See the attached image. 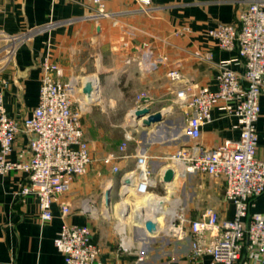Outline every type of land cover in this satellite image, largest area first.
Returning a JSON list of instances; mask_svg holds the SVG:
<instances>
[{
  "label": "crops",
  "instance_id": "crops-1",
  "mask_svg": "<svg viewBox=\"0 0 264 264\" xmlns=\"http://www.w3.org/2000/svg\"><path fill=\"white\" fill-rule=\"evenodd\" d=\"M148 1L104 0L111 16L97 19L92 0H0V79L7 81L4 106L11 118L22 122L37 107L42 66L47 61L63 69V81L84 76L81 79L95 85L92 99L82 96L87 103L85 112L90 115L82 120L93 163L53 203L50 221L41 223L36 197L21 195L29 182L26 173L0 175V264H64L55 240L65 223L90 226L102 249L101 260L107 264H190V240L178 242L166 237L167 219L159 223L147 217L159 223L158 234L152 236L144 223L132 216L138 209L133 197L135 183L125 191L124 177L136 170L140 155L147 157L158 182L145 199L165 198L167 209L182 208L189 219L200 218L208 209L217 211L221 218H234V204L225 198L224 178L191 173L184 178L176 176L167 184L159 177L168 168L165 158L193 143L183 134L186 121L177 103V89L216 90L222 65L243 73L244 64L237 52L220 49L208 31L219 24L236 23L248 0ZM15 36L27 38L8 59L5 48ZM147 52L152 53L153 61L161 56L167 61L156 70H146L141 63ZM172 69L183 74L181 83L167 78ZM260 107L257 157L264 160V94ZM143 108L163 113V120L142 126L145 118L136 119L135 111ZM96 111L104 118L94 117ZM117 113L127 114L130 121L125 131L133 134L122 154L119 147L124 137L115 150L107 149L114 127L123 126L109 118ZM239 136L238 119L217 107L212 111V122L202 127L198 144L211 149ZM31 137L24 131L17 134L11 161L29 158ZM112 153L119 158L108 164L105 159ZM110 188L111 209L106 211L105 194ZM87 202L96 212L86 211ZM64 205L70 208L66 217L62 216ZM252 212L264 214V195L255 200ZM122 241L130 250H123ZM211 263V257L206 256L204 264Z\"/></svg>",
  "mask_w": 264,
  "mask_h": 264
},
{
  "label": "built area",
  "instance_id": "built-area-1",
  "mask_svg": "<svg viewBox=\"0 0 264 264\" xmlns=\"http://www.w3.org/2000/svg\"><path fill=\"white\" fill-rule=\"evenodd\" d=\"M141 1L149 4L148 0ZM92 2L97 19L111 16L104 0ZM208 35L217 40L220 49L236 51L244 71L239 73L222 65L216 90L204 87L193 91L185 86L177 89V103L186 121L183 134L193 143L165 159L167 169H173L175 177L203 173L224 178L225 198L234 204L235 215L228 220L208 209L200 218L189 219L184 209L179 208L167 221L164 234L178 242L190 240V264H204L206 256L211 257V264H264V214L252 212L255 200L264 195V160L257 157V122L261 113L260 97L264 94V0H248L236 23L219 24ZM26 38L11 37V44L5 48L8 59ZM144 55L141 65L146 70H156L167 61L165 56L151 60V52ZM63 77L64 71L58 65L49 61L43 64L38 105L22 122L8 115L3 95L7 81L0 79V175L13 171L27 174L29 182L20 193L37 198L43 224L52 219V205L57 198L67 193L74 180L93 163L82 124L87 106L82 92L86 81L73 78L66 82ZM167 78L181 83L183 74L172 69ZM77 93L83 97L77 99ZM217 107L224 109L227 116L238 119L240 136L236 141H225L209 149L198 144V140L202 127L212 122V111ZM20 131L32 136L30 156L26 161L13 162L9 157ZM131 140L133 134L127 132L119 147L121 154ZM118 158L112 153L105 162L111 164ZM167 169L160 173L159 180H163ZM114 171L119 172V167L114 166ZM131 176L130 187L135 183L136 194L141 196L151 193L158 183L145 155L138 156L137 168ZM86 211H95L90 202L86 203ZM69 214L70 208L64 205L62 216ZM55 245L63 255L64 264H107L101 260L102 249L88 225L65 223ZM121 245L123 250H130L123 241Z\"/></svg>",
  "mask_w": 264,
  "mask_h": 264
},
{
  "label": "water",
  "instance_id": "water-1",
  "mask_svg": "<svg viewBox=\"0 0 264 264\" xmlns=\"http://www.w3.org/2000/svg\"><path fill=\"white\" fill-rule=\"evenodd\" d=\"M82 92L84 95L88 97V99H92L93 93L95 92L94 83L92 81H87L85 83V86ZM135 118L136 119L145 118V119H142V122H141L142 126L150 127L163 120V113L161 112L152 113L149 108L137 109L135 111ZM174 180H175V171L171 168L167 169L165 176L163 178V182L169 184L173 182ZM124 182L128 186L132 185V182L130 179H126ZM111 191L112 190L110 188L105 194L104 209L106 211H109L111 209V202H112L111 201ZM164 206H165V199L159 198L156 201V208L158 210L156 212V215H161ZM144 225L148 233H150L151 235H156L158 233L159 223L155 221L153 218L146 219Z\"/></svg>",
  "mask_w": 264,
  "mask_h": 264
},
{
  "label": "rangeland",
  "instance_id": "rangeland-1",
  "mask_svg": "<svg viewBox=\"0 0 264 264\" xmlns=\"http://www.w3.org/2000/svg\"><path fill=\"white\" fill-rule=\"evenodd\" d=\"M82 77H84V76H79V77H77L76 79L77 80H80L81 81V78ZM80 98H82V96L79 94V93H77V99H80ZM75 106H78V102L75 104ZM95 106H93V109H95L96 110V108L97 107H95ZM85 115V116H84ZM84 115H83V117H84V119L86 118V117H90V115H88V114H86V112H84ZM94 117H102V119L104 118V116L103 115H101V114H97V111L94 113ZM110 120L115 124V123H120V125H123L122 127H120V128H115L114 127V129H113V138L111 139V140H109V145L107 146V149L108 150H111V151H113V150H115L116 149V145H117V143L119 142V141H121L122 139H123V137H124V134L126 133V131H125V129L127 130L128 128L126 127V125H127V123H129V121H128V117H127V114H125V113H117V114H114V115H110ZM82 124H83V120H82ZM130 195V194H129ZM132 196V195H131ZM131 196H129V197H131ZM133 197H134V200L136 201V208L137 207H145L146 206V202H145V200H147V199H145V197H144V195L143 196H141V195H134L133 194ZM125 199H127V196L125 197ZM131 200H130V198H129V202H130ZM134 201V202H135ZM141 201V204H139L138 205V202H140ZM128 202V201H127ZM126 202V203H127ZM144 203V204H143ZM166 208V207H165ZM136 210V209H135ZM95 212H96V210H95ZM132 213V212H131ZM137 214L136 213H134V217H137L136 216ZM97 218L98 217H100V216H96ZM157 219H158V222L159 223H162V221L164 220V218H163V216L161 215V216H158L157 217ZM138 220V219H137ZM141 224V223H140Z\"/></svg>",
  "mask_w": 264,
  "mask_h": 264
},
{
  "label": "bare ground",
  "instance_id": "bare-ground-1",
  "mask_svg": "<svg viewBox=\"0 0 264 264\" xmlns=\"http://www.w3.org/2000/svg\"><path fill=\"white\" fill-rule=\"evenodd\" d=\"M83 81H86V80H83ZM133 172H131V173H128V174H126L125 175V177H126V179H131V180H133L132 178V176H131V174H132ZM175 185V184H174ZM128 191V190H130V186H126V188H125V191ZM147 194V193H146ZM153 194V193H152ZM143 196V195H142ZM159 198H157L156 196H150L148 199H147V204H146V206L145 207H138V209L136 210V216H137V219L140 217L141 218V220L142 221H140V219H138L139 220V222L140 223H145V221H146V219H149V218H147L148 216L149 217H154V218H156V220L158 221V219H157V217L158 216H163V218L164 219H167V220H170V219H172L173 217H174V215H175V213H176V207L175 208H171V209H167V208H165V206H164V208H163V210H162V213H161V215H156V212L158 211L157 210V208H156V201L158 200ZM165 199V198H164ZM176 200V199H175ZM177 201V200H176ZM173 203V202H172ZM124 204H126V203H124ZM123 204V205H124ZM126 207H128V206H126ZM168 207V206H167ZM126 210V209H125ZM145 211H146V214L144 215V216H142V215H140V213L142 212V213H145ZM133 216V215H132ZM166 220V221H167ZM164 221V220H163ZM162 221V222H163ZM134 222H135V219H134Z\"/></svg>",
  "mask_w": 264,
  "mask_h": 264
}]
</instances>
